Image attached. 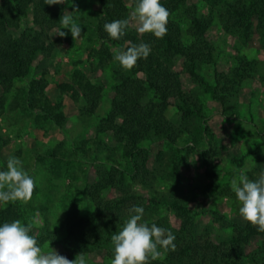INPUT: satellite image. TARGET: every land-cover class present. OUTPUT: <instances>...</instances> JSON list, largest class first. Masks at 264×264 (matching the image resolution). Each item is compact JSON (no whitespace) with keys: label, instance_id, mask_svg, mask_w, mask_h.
Segmentation results:
<instances>
[{"label":"trees","instance_id":"16d2710c","mask_svg":"<svg viewBox=\"0 0 264 264\" xmlns=\"http://www.w3.org/2000/svg\"><path fill=\"white\" fill-rule=\"evenodd\" d=\"M70 1L0 0V158L11 141L3 135L1 122L8 96L15 91L17 81L31 77L39 54L56 57L59 49L49 32L61 27ZM130 1L133 6L156 12L161 26L147 32L132 28ZM204 1L207 11L200 12L201 7L188 0H98L102 15L94 32L102 45L89 55L94 59L90 70L77 69L66 79L56 73L52 84L43 71L41 77L30 81L25 97L29 111L37 113V122L49 121L61 129L67 125L63 102L47 95L48 88L54 85L56 94L69 97L78 117L100 118L95 143L102 145L101 135H110L122 146L128 165L107 166L82 148L85 156L95 160L91 164L94 177L84 188V200L92 207L91 212L84 214L80 203L73 200L63 220L61 238L47 220L43 227L25 224L5 244L17 246L29 241L38 250L49 243L59 246V254L53 261H43L35 255V259L10 264H75L76 257L95 252L118 264H264V180L255 183V194L246 200L244 224L210 210L213 220L230 230L225 239L215 237L211 227L196 231L197 213L189 207L184 194L190 186L185 179L191 168L190 157L197 152L209 182L205 190L216 185L222 171L215 160L226 141L223 123L239 116L245 81L259 80L264 87V62L246 56L236 58L226 70H215L212 81L204 72L217 61V46L210 34L215 20L244 45L255 40L264 44V0ZM181 6L188 21L185 29V22L178 20ZM30 15L31 24L27 20ZM26 21L28 26L23 28ZM111 46L117 48L125 66L113 71L114 93L106 112L105 79L101 76L93 81L90 73L102 72L116 61ZM204 96L220 105L216 113L206 111ZM19 104L18 97L14 107ZM156 141L168 146L158 153L157 161L151 157V146ZM262 146L264 140L256 144V148ZM63 159L54 162L60 165ZM239 161L243 163L244 157ZM259 171L264 174L263 169ZM2 174L0 170V181ZM162 178L170 181L172 191L168 196H154L135 188L139 184L147 187ZM225 188L222 195L236 197L230 185ZM162 208L171 211L174 220L159 218L154 225L141 222L158 215ZM21 219L17 203L0 209V233L17 228ZM132 232L144 241L132 240ZM254 238L261 241L254 244Z\"/></svg>","mask_w":264,"mask_h":264},{"label":"rangeland","instance_id":"374dc122","mask_svg":"<svg viewBox=\"0 0 264 264\" xmlns=\"http://www.w3.org/2000/svg\"><path fill=\"white\" fill-rule=\"evenodd\" d=\"M188 1L201 7L200 12L207 11V8L203 7V4H207L204 0ZM129 6V23L138 32H147L156 25L161 26V20L156 12L143 6H133L131 1ZM183 13L184 9L181 6L178 20L185 22L183 24L185 29L188 21ZM101 15L102 8L98 0H71L64 11L61 27L49 32L51 41L59 49L56 57H44L39 54L34 62L31 77L25 81H17L15 91L8 96L6 112L1 122L3 135L11 141L0 158V170L3 172L0 181V209L7 208L11 203H17L21 208L22 219L18 222L17 228L0 233V264H10L12 261L22 263L27 258L35 259V255L40 256L43 261H53L59 254V246L54 247L46 243L42 248L35 250L29 241L17 246H8L5 242L25 224L43 227L46 224L45 220L50 223V229L57 234V237L61 238L64 233L63 220L73 200L80 203L84 214L90 213L92 207L84 200V188L87 181L94 177L91 173V164L95 161L92 156L107 166L128 165V160L123 156L122 146L110 135H101L102 145L95 143L98 139L95 129L100 118L78 117L75 110L72 111L69 97L56 94L58 92L54 85L48 88L47 95L56 102H63L64 112L68 118L64 129L49 121L37 122V113L29 111L25 97L30 81L33 77H41L43 71L52 84L56 73L62 74L66 79L67 75L70 76L77 69L90 70V64L94 59L89 55L92 49L100 48L102 45L94 32ZM27 20L31 24L32 15ZM22 25L26 28L27 21ZM210 34L217 46V61L204 70L208 80L212 81L215 70L223 71L233 66L238 57L246 56L250 60L264 62L262 42L255 40L251 45H244L238 36L226 33L217 20ZM111 49L117 55L116 61L102 72L90 73L93 81L101 76L105 79L104 111L106 112L111 108L114 93L113 71L125 66V61L118 54L117 48L111 46ZM207 96H204L206 111L214 114L220 109V105ZM18 97L20 104L14 107ZM223 130L225 145L219 158L215 160V164L222 171L220 179L213 188L205 190L209 182L204 173L201 155L197 152L190 157V172L185 176L190 186L184 191L188 198L187 204L197 213L196 231L200 233L206 227H211L214 236H219V239L229 237L230 230L213 220L210 210H217L231 221L244 224L243 208L246 200L255 194V183L264 180V174L259 171L264 170V146L256 148V144L264 140V87L259 80H247L243 83L239 116L225 121ZM86 140L90 141L87 145L83 144ZM82 148L90 150L92 156H85ZM166 148L168 146L165 142H154L151 146V157L157 161L158 153L165 151ZM17 149H20L19 154L16 153ZM74 156H78L79 159ZM62 157L65 158L63 162L56 165L54 160ZM242 157L244 161L240 164L239 160ZM249 172H254L255 175L250 176ZM256 178L259 180L257 181ZM227 184L237 193L236 197L221 194ZM135 188L147 190L148 194L152 193L154 196H157L156 193H165L168 196L172 191L170 181L163 178L157 179L147 187L139 184ZM159 218L174 220V215L166 208H162L158 215H152L150 220H141V222L154 225ZM129 237L134 241H144L138 233L132 232ZM162 238L163 236L160 237ZM260 241L261 238L253 239L254 244ZM102 254L95 252L76 257L74 262L75 264H118L106 256L103 257Z\"/></svg>","mask_w":264,"mask_h":264}]
</instances>
